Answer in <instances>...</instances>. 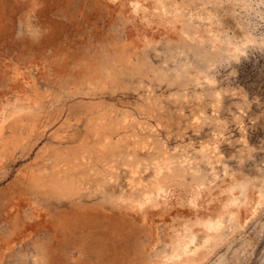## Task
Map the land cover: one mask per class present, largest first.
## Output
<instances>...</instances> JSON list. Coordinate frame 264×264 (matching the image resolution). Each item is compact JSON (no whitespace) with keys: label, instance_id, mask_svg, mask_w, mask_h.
<instances>
[{"label":"rangeland","instance_id":"374dc122","mask_svg":"<svg viewBox=\"0 0 264 264\" xmlns=\"http://www.w3.org/2000/svg\"><path fill=\"white\" fill-rule=\"evenodd\" d=\"M182 242L264 264V0H0V264Z\"/></svg>","mask_w":264,"mask_h":264},{"label":"bare ground","instance_id":"6f19581e","mask_svg":"<svg viewBox=\"0 0 264 264\" xmlns=\"http://www.w3.org/2000/svg\"><path fill=\"white\" fill-rule=\"evenodd\" d=\"M160 190H162V189H160ZM233 203H234V200H233ZM232 204V203H231ZM204 205V204H203ZM202 205V206H203ZM234 205V204H233ZM232 205V206H233ZM235 205H236V203H235ZM225 206H227V205H225ZM237 206V205H236ZM204 207V206H203ZM235 214V213H234ZM237 214V213H236ZM207 224V226L209 227V229L210 230H213V231H217L218 229H220L221 227H222V222L218 219V221H209V222H207L206 223ZM193 242V241H192ZM183 244H181V245H179V249H180V258H179V256H178V259H179V261H183V262H181V264H192L193 262H194V260H195V255L197 254V252H198V250H199V248L198 247H196V249L195 250H192L191 248H190V242H188V243H184V242H182ZM181 258H183V259H181ZM195 263V262H194Z\"/></svg>","mask_w":264,"mask_h":264}]
</instances>
